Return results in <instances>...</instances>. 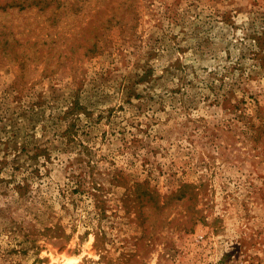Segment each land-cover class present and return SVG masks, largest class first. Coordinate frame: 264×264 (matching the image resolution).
<instances>
[{
	"label": "rangeland",
	"instance_id": "374dc122",
	"mask_svg": "<svg viewBox=\"0 0 264 264\" xmlns=\"http://www.w3.org/2000/svg\"><path fill=\"white\" fill-rule=\"evenodd\" d=\"M71 257L264 264V0H0V264Z\"/></svg>",
	"mask_w": 264,
	"mask_h": 264
},
{
	"label": "trees",
	"instance_id": "16d2710c",
	"mask_svg": "<svg viewBox=\"0 0 264 264\" xmlns=\"http://www.w3.org/2000/svg\"><path fill=\"white\" fill-rule=\"evenodd\" d=\"M74 165H76V163H71L70 164L71 170L73 171V174H71L70 177L74 181V184L71 186V191L79 192L80 194H85L86 193V194H88L91 197V199L93 201L94 194H93V192H91V190L98 189L97 186L92 181L89 182V183H91L92 186H88L87 179L86 178H84V179L81 178L80 175L82 174V172L81 171L79 172L78 168L74 169L75 168ZM87 187H89V188H87ZM29 188H30V185L28 184V182L26 180V182H24L23 184H18L17 185V191L16 192H21L22 191V194H25V193L28 192Z\"/></svg>",
	"mask_w": 264,
	"mask_h": 264
},
{
	"label": "bare ground",
	"instance_id": "6f19581e",
	"mask_svg": "<svg viewBox=\"0 0 264 264\" xmlns=\"http://www.w3.org/2000/svg\"><path fill=\"white\" fill-rule=\"evenodd\" d=\"M76 261H77L76 258H72V257H71V258H68V259L65 261L64 264H75Z\"/></svg>",
	"mask_w": 264,
	"mask_h": 264
}]
</instances>
